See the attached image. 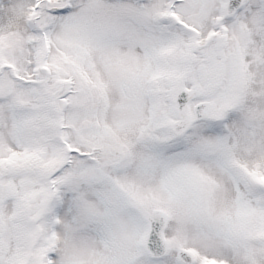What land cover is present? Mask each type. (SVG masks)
Returning <instances> with one entry per match:
<instances>
[{
	"label": "snow or ice",
	"instance_id": "1",
	"mask_svg": "<svg viewBox=\"0 0 264 264\" xmlns=\"http://www.w3.org/2000/svg\"><path fill=\"white\" fill-rule=\"evenodd\" d=\"M0 264H264V0H0Z\"/></svg>",
	"mask_w": 264,
	"mask_h": 264
}]
</instances>
